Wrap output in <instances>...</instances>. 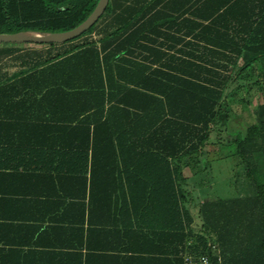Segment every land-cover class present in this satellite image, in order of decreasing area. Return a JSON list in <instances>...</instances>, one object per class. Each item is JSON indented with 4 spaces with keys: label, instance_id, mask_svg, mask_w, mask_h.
<instances>
[{
    "label": "trees",
    "instance_id": "16d2710c",
    "mask_svg": "<svg viewBox=\"0 0 264 264\" xmlns=\"http://www.w3.org/2000/svg\"><path fill=\"white\" fill-rule=\"evenodd\" d=\"M97 3L0 0V32L69 30ZM107 12L104 25L98 20L72 40L46 44L68 46L40 53L13 75L0 66V80L59 84L50 87L59 89L51 109L66 114V158L83 164L84 197L88 186L89 201L95 193L101 206L119 207L120 225L124 201L148 238L179 242L178 264L184 254L204 253L223 264H264V101L255 122L241 118L235 127L227 100L251 82L264 92V0H112ZM167 42L181 45L178 54L161 48ZM18 50L1 46L0 63ZM13 89L0 86V116ZM215 126L234 132L254 193L204 200L197 232L185 205L183 161L203 151ZM110 191L119 196L112 200Z\"/></svg>",
    "mask_w": 264,
    "mask_h": 264
},
{
    "label": "crops",
    "instance_id": "0c3cea01",
    "mask_svg": "<svg viewBox=\"0 0 264 264\" xmlns=\"http://www.w3.org/2000/svg\"><path fill=\"white\" fill-rule=\"evenodd\" d=\"M189 40L193 37L185 36ZM167 44L161 48L178 54L180 44ZM60 45L25 48L20 65L30 66L40 53L68 46ZM57 85L40 79L0 80V86L15 88L0 116V264H178L179 242L148 238L131 220L129 204L123 201L120 225L113 201L101 206L95 193L89 201L88 186L84 197L83 164L66 158L70 129L61 120L66 114L51 109L59 89L50 87ZM110 193L112 200L119 196Z\"/></svg>",
    "mask_w": 264,
    "mask_h": 264
},
{
    "label": "rangeland",
    "instance_id": "374dc122",
    "mask_svg": "<svg viewBox=\"0 0 264 264\" xmlns=\"http://www.w3.org/2000/svg\"><path fill=\"white\" fill-rule=\"evenodd\" d=\"M106 16L99 19L98 26L106 23L108 20ZM95 32L94 30L93 34H96ZM10 45H15L19 50L13 56L2 59L0 66L4 64L3 71L13 75L23 68L20 62L26 58L25 48H41L46 44L0 43V47ZM260 69V81L264 86V65ZM227 98L234 115L237 116L235 127H241V121H238L241 118L249 123L255 122V110L264 101V92L251 82L250 88L238 87ZM234 137V132L229 133L224 131L223 127L215 126L203 151L184 159V162L187 161V165L183 167L187 176L185 189L187 192L190 191L185 205L193 215L192 227L197 232H202L200 206L204 200L214 197L247 196L254 193V186L245 175V167L235 153Z\"/></svg>",
    "mask_w": 264,
    "mask_h": 264
},
{
    "label": "water",
    "instance_id": "95a60500",
    "mask_svg": "<svg viewBox=\"0 0 264 264\" xmlns=\"http://www.w3.org/2000/svg\"><path fill=\"white\" fill-rule=\"evenodd\" d=\"M109 1L98 0L90 15L72 29L63 31L22 30L17 32H0V43L53 44L67 42L88 31L105 12Z\"/></svg>",
    "mask_w": 264,
    "mask_h": 264
},
{
    "label": "built area",
    "instance_id": "2783aa9c",
    "mask_svg": "<svg viewBox=\"0 0 264 264\" xmlns=\"http://www.w3.org/2000/svg\"><path fill=\"white\" fill-rule=\"evenodd\" d=\"M184 264H223V262L221 257L216 262L209 254L204 253L199 255L186 254L184 256Z\"/></svg>",
    "mask_w": 264,
    "mask_h": 264
},
{
    "label": "flooded vegetation",
    "instance_id": "af4514ba",
    "mask_svg": "<svg viewBox=\"0 0 264 264\" xmlns=\"http://www.w3.org/2000/svg\"><path fill=\"white\" fill-rule=\"evenodd\" d=\"M108 8V7H107ZM108 12H107V9L105 10V12L101 15L100 18H102L104 15H106Z\"/></svg>",
    "mask_w": 264,
    "mask_h": 264
}]
</instances>
